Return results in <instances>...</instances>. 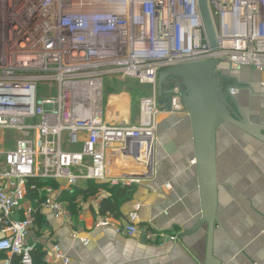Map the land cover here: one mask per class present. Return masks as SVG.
I'll use <instances>...</instances> for the list:
<instances>
[{"label":"built area","instance_id":"obj_1","mask_svg":"<svg viewBox=\"0 0 264 264\" xmlns=\"http://www.w3.org/2000/svg\"><path fill=\"white\" fill-rule=\"evenodd\" d=\"M209 6L215 47L199 0H0V136L19 134L9 148L6 135L0 137V264H34L39 211L74 226L71 202L59 199L62 190L74 192L89 181L136 182L110 175L111 153L151 168L159 114L185 109L179 83L171 88L170 108L162 109L160 71L218 59L219 72L226 65L264 72V0H209ZM107 76L153 88L140 100L139 123L105 118ZM55 83L40 92V84ZM32 194L40 201L33 203ZM117 231L133 236L140 227L132 222ZM52 252L49 261L71 264L59 244Z\"/></svg>","mask_w":264,"mask_h":264},{"label":"crops","instance_id":"obj_2","mask_svg":"<svg viewBox=\"0 0 264 264\" xmlns=\"http://www.w3.org/2000/svg\"><path fill=\"white\" fill-rule=\"evenodd\" d=\"M234 72L236 75L230 79L246 86L240 95L249 101L241 104L237 101L238 104L251 122L264 127V89L260 87L264 72L252 67ZM122 95H126L131 108L129 93L109 95L103 100L107 120L110 114H116V107L110 105L111 98ZM118 113L122 114L112 118L113 122L139 123L140 114L134 118L130 114L126 121L119 120L123 112ZM154 146L150 169L130 157L111 153L110 175L137 181L131 185L97 183L102 187L95 195H79L74 202L76 213L71 210L74 226L43 213L47 227L41 230L39 238L46 251L47 264H62L59 260L49 261L54 254L48 255L47 250L55 243L70 258L71 264H205L207 226L186 234L202 218L193 128L188 112L161 115ZM217 159L219 204L214 256L222 264H264V142L225 124L218 131ZM167 184L171 186L168 188ZM118 186H135L132 199L122 201L117 216L100 215L102 200L112 197L113 189ZM77 188L86 190L87 183L82 182ZM133 213L137 214L135 221H132ZM103 220L109 224L102 225ZM132 222L140 227L136 235L117 231V227ZM172 236L176 239H171Z\"/></svg>","mask_w":264,"mask_h":264},{"label":"water","instance_id":"obj_3","mask_svg":"<svg viewBox=\"0 0 264 264\" xmlns=\"http://www.w3.org/2000/svg\"><path fill=\"white\" fill-rule=\"evenodd\" d=\"M199 4L208 40L211 46L215 47L218 41L217 31L209 0H199ZM219 65L218 59H211L164 69L159 73L157 86L164 110L170 108L173 92V89L164 90V85L173 81L184 87L183 103L192 121L202 200V218L186 234L195 233L203 226H207L205 264H222L214 256L213 250L219 204L218 131L223 125L230 124L264 142V127L251 122L230 89L222 88L221 83L228 81L230 77L221 73L224 70L218 71Z\"/></svg>","mask_w":264,"mask_h":264},{"label":"rangeland","instance_id":"obj_4","mask_svg":"<svg viewBox=\"0 0 264 264\" xmlns=\"http://www.w3.org/2000/svg\"><path fill=\"white\" fill-rule=\"evenodd\" d=\"M224 70L223 72H221L222 74H225L229 77H232L233 74L236 75L237 72H233L229 69H227L226 67L221 69ZM239 76V74H238ZM106 86L104 89V95H103V100H105V98L109 95L112 94H121L122 92H127L129 93L130 97H131V108L128 105V98L126 97V95H122V96H113L111 98V102L110 105L114 106L115 111L114 113L116 114H110V118L109 121H112V118H117L116 116L122 114V113H118V112H123V115L118 118L119 120H126L128 121V117L131 114V117L134 118L136 115L140 114V100L143 96H147V95H151L153 92V88L149 87V86H143L141 84H139L137 81L133 80V79H123V78H114L113 76H107L106 78ZM55 84L51 85V84H40V92L45 95L46 91L48 90V88L50 87L51 89L55 88ZM175 86V82L170 81L168 84L164 85V90L166 89H171L172 87ZM221 86L224 90L231 88L232 90L234 89V93H236L234 96L236 98V100L238 102L243 103H249L248 99H246V97L241 96V91L236 90L237 88L243 89L246 86L242 83V82H236L234 83V80H232V78L229 81H223L221 83ZM166 88V89H165ZM55 93V91H54ZM114 101V102H112ZM129 108L131 109V111L129 110ZM130 111V113L128 111ZM109 111H111V108H109ZM126 112L129 113L126 115ZM184 112H187V109L185 107ZM167 114H172V112H166ZM166 113L162 112L161 114H159V117L161 115H166ZM129 115V116H128ZM158 117V118H159ZM117 120V119H116ZM35 122V121H34ZM158 122V120H157ZM230 125V124H229ZM158 130V127H157ZM6 135V141L3 143V146L6 145L7 148L12 147V145H14L15 143V139L17 138V136H19V134L15 133L14 131H8L5 133H2V135L0 137H5ZM67 147V146H66ZM4 149V147H2ZM69 150L74 149V150H79L81 147H67ZM88 162V160L86 161ZM57 184V185H56ZM50 186H53L55 188V186H57V188H55L56 191H59L61 189V185H59L58 183H55L54 185L52 184H48ZM33 203H36L37 201H40L41 196H36L33 195L32 197ZM39 213H41L40 211L38 212L37 215H39ZM41 215H43L41 213ZM44 216V215H43Z\"/></svg>","mask_w":264,"mask_h":264},{"label":"trees","instance_id":"obj_5","mask_svg":"<svg viewBox=\"0 0 264 264\" xmlns=\"http://www.w3.org/2000/svg\"><path fill=\"white\" fill-rule=\"evenodd\" d=\"M37 183L40 186H43L45 184L54 185L56 182L52 180H37ZM101 187L102 185H98L97 183L95 184L94 182L89 181L87 183L86 190H80L78 188H76L74 192L62 190L59 199L72 202L73 205L71 207V210H73V213H76V206L74 205V202L77 199V197L82 194L85 195L86 197L95 195ZM55 188H57V186H55ZM135 191H136L135 186H118L116 187V189H113L112 197L102 200L101 207L99 210L100 215L104 216L107 213L116 214V212H118L120 209L122 201L125 202L128 200H131ZM115 216H117V214ZM46 227H47L46 217L41 215V213H39V215H37V228H38L37 236L38 237H40L42 234L41 230ZM45 255H46V251H45L44 246H42L40 242L37 243L36 249L33 253L34 264H47V262L45 261Z\"/></svg>","mask_w":264,"mask_h":264},{"label":"bare ground","instance_id":"obj_6","mask_svg":"<svg viewBox=\"0 0 264 264\" xmlns=\"http://www.w3.org/2000/svg\"><path fill=\"white\" fill-rule=\"evenodd\" d=\"M152 141H150L149 143H151ZM150 155H152V151L154 150V144H151V146H150Z\"/></svg>","mask_w":264,"mask_h":264}]
</instances>
